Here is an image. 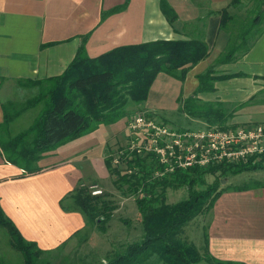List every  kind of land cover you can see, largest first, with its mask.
<instances>
[{"label":"crops","instance_id":"1","mask_svg":"<svg viewBox=\"0 0 264 264\" xmlns=\"http://www.w3.org/2000/svg\"><path fill=\"white\" fill-rule=\"evenodd\" d=\"M161 1L0 0V124L5 120L4 104H19L18 97L28 91L32 95L38 92L37 87L25 88L22 83L62 75L83 41L88 56L97 58L120 46L189 39L195 37L191 34L192 24L207 12L228 8L232 15L246 18L251 6L250 0L238 6H231L234 0H166L177 16L171 23ZM125 4L124 9L117 10ZM220 27L219 15L207 17L209 57L193 67L184 81L159 74L147 102L139 106L145 111L167 112L179 108V99L195 96L202 102L225 104L230 112L253 97L264 100L260 98L264 94V33L242 59L215 65L229 42L228 33ZM211 67L215 76L240 77L216 81L214 91L197 94L198 76ZM129 116L101 125L47 153L39 162L42 170L30 175L6 162L0 148V205L26 240L53 252L86 233L85 215L71 195L86 182L105 185L109 177V143L113 145L126 133ZM205 122L219 126L217 122ZM260 122H264L261 102L236 111L227 124L231 127ZM208 216L207 226L201 225L197 232V243L186 228L181 237L202 254L205 233L214 258L237 264H264V187L224 191Z\"/></svg>","mask_w":264,"mask_h":264},{"label":"trees","instance_id":"2","mask_svg":"<svg viewBox=\"0 0 264 264\" xmlns=\"http://www.w3.org/2000/svg\"><path fill=\"white\" fill-rule=\"evenodd\" d=\"M244 0H234L238 6ZM246 18L232 15L228 8L209 11L192 25L195 37L181 40H157L135 45L120 46L97 58H90L85 41L80 46L74 61L65 72L56 77L37 81H26L25 87H37L38 93L27 99L23 106L10 102L3 105L5 120L0 124V148L6 162L22 168L28 175L42 170L39 162L44 156L83 135L97 130L101 125H111L127 117L133 106L147 102L151 88L161 73L184 81L187 73L210 55L205 40L206 18L212 14L221 17V30L229 35L225 51L215 65H223L242 59L251 50L256 40L264 33V0H250ZM126 4L117 10L124 9ZM163 13L172 23L177 16L174 10L161 1ZM86 39V38H85ZM214 67L198 76V93L212 92L214 83L240 75L215 76ZM179 110L192 118L217 122L228 128L234 113L247 105L264 103L253 97L238 104L230 112L222 103H206L195 96L179 99ZM40 107L32 124L14 137L8 136L10 124L27 110ZM236 127L237 125H230ZM109 171L119 176L114 182L118 189L126 186L125 192L136 195V205L141 215L143 236L140 242L130 244L125 253L117 255L108 264H144L156 256L163 264H237L214 258L209 250L205 234L203 253L181 235L184 227L199 216L208 215L221 194L228 189L247 190L263 188L264 182L256 181L252 187L218 190L220 180L226 175L236 176L246 172L264 170L262 163L248 160L237 164H220L209 167L194 166L176 170L164 177H155L160 168L155 161L137 157L128 161V170L113 167L112 157L107 159ZM215 180L207 184L206 177ZM197 185H207L198 190ZM186 187L187 199L176 204L167 202V190ZM75 205L86 218V229L97 226L107 231L115 205L101 196H93L85 187H79L71 195ZM64 207V206H63ZM65 208V207H64ZM66 209V208H65ZM0 227L12 238L11 246L20 252L24 264H51L45 257L51 252L42 250L35 242L26 240L16 225L4 214L0 205Z\"/></svg>","mask_w":264,"mask_h":264},{"label":"rangeland","instance_id":"3","mask_svg":"<svg viewBox=\"0 0 264 264\" xmlns=\"http://www.w3.org/2000/svg\"><path fill=\"white\" fill-rule=\"evenodd\" d=\"M25 87V86H24ZM27 88V87H25ZM38 89V88H37ZM29 94H25L17 98L19 106H23L26 99L35 96L38 92L28 91ZM31 93V94H30ZM264 97V94L260 98ZM40 107H36L22 113L15 118L10 124L8 136L14 137L17 134L26 130L34 121L40 111ZM148 114L154 117L159 122H164L176 130L187 129H204L209 126L208 122L192 118L180 111L179 108H175L170 111L158 112V111H145V108L140 106H133L129 109L127 116L130 117L136 114ZM128 125V123H127ZM130 141L128 129L126 133L122 134L120 138H117L113 145L109 143L107 155L108 158L112 157L115 153L122 151L126 148ZM129 160V159H128ZM122 167V174H126V162ZM119 176L112 174L109 171V177L105 185H101L97 182H86L84 187L91 193L90 187L98 185L102 189L103 194L99 195L105 200L111 201L115 205L113 215L110 222L107 225V231L101 232L97 226L92 225L88 228L85 234H81L78 238L69 243L63 245L60 249L51 252L46 255V259L51 264H108L117 255L125 253L127 247L130 244L140 242L143 236V226L141 215L136 205V195L125 192L126 186L118 189L115 186V181ZM257 179H261L264 182V170L254 172H246L236 176L226 175L220 180V186L218 190L231 186L232 188H238L243 186L252 187ZM207 184H212L215 177L209 175L206 177ZM100 185V186H99ZM105 187V189L101 187ZM207 185H197L196 189H206ZM189 196L188 189L186 187L167 190V202L169 204H176L180 201L187 199ZM209 216H199L189 222L184 229L190 231L191 238L197 243V234L201 231V225L204 228L207 226ZM183 229V230H184ZM185 231V232H186ZM198 232V233H197ZM205 236V233H204ZM202 238L198 236V241ZM205 238V237H204ZM184 239V238H183ZM190 239V238H189ZM185 240V239H184ZM204 240V239H203ZM12 238L5 228L0 227V264H24L23 256L20 252L16 251L11 246ZM190 243V242H189ZM205 245V243H204ZM157 260L154 256L144 264H154L152 260ZM162 264V263H161Z\"/></svg>","mask_w":264,"mask_h":264},{"label":"built area","instance_id":"4","mask_svg":"<svg viewBox=\"0 0 264 264\" xmlns=\"http://www.w3.org/2000/svg\"><path fill=\"white\" fill-rule=\"evenodd\" d=\"M127 129L130 141L124 150L112 156L113 167H122L125 160L131 161L134 156L155 160L160 166L155 177L194 166L205 168L248 160L264 165V122L228 128L216 125L176 130L143 113L130 117ZM125 169L126 173L136 171V168ZM90 189L93 196L103 194L98 185Z\"/></svg>","mask_w":264,"mask_h":264}]
</instances>
